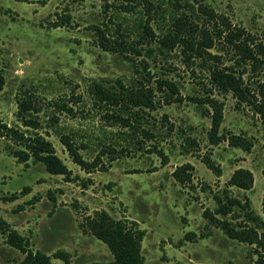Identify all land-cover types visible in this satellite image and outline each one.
Returning <instances> with one entry per match:
<instances>
[{
  "label": "rangeland",
  "instance_id": "rangeland-1",
  "mask_svg": "<svg viewBox=\"0 0 264 264\" xmlns=\"http://www.w3.org/2000/svg\"><path fill=\"white\" fill-rule=\"evenodd\" d=\"M202 1L264 43V0ZM101 3L0 0V119L20 125L15 117L16 97L30 95L40 106L39 119L55 113L60 128L77 133L87 143V148L81 150L84 158L100 155L102 167L82 171L43 121L39 131L70 169L69 177L49 174L39 162L29 161L27 166L17 163L0 138V218L27 239L30 249L48 255L58 249L66 251L67 264L111 259L105 244L81 228L85 216L95 210H104L127 223L134 221L144 230L143 264H251L255 258L253 246L226 237L208 225L201 212L214 208L212 193L223 187L235 168L243 167L252 173V187L231 191L241 199L246 195L252 210L261 216V222L256 221L259 231H264V123L246 103H238L230 93L212 88L205 67L183 62L177 49L165 59H147L152 79L170 78L181 98L165 104L162 92H155L157 106L142 119L151 136L142 138L135 132L128 136L130 130L104 120L99 110L90 106L86 89L91 82L115 87L117 81L125 86L142 81L154 87V80L141 79L131 62L98 45L89 27L107 16ZM142 58L136 56L133 61ZM70 94L76 100L72 105L84 111L76 118L57 114L47 104L48 100ZM205 94L221 104L217 142L209 140V108L189 98ZM228 134L247 139L249 150L228 145L221 138ZM136 139L141 141L137 143ZM109 143L114 144L115 151L99 154ZM152 147L162 151L164 162ZM110 155L115 158L108 162ZM202 156L209 157L218 174L205 167ZM183 163L192 166L186 171L189 181L178 182L171 173ZM11 194H15L13 200L2 199ZM22 258L0 234V264H20ZM50 261L63 264L56 258Z\"/></svg>",
  "mask_w": 264,
  "mask_h": 264
},
{
  "label": "trees",
  "instance_id": "trees-1",
  "mask_svg": "<svg viewBox=\"0 0 264 264\" xmlns=\"http://www.w3.org/2000/svg\"><path fill=\"white\" fill-rule=\"evenodd\" d=\"M101 8L107 13L105 19L90 25L98 45L105 50L119 53L131 62L134 71L147 82L154 80V87L142 81L134 86H125L117 81L114 87H105L99 82H91L86 89L91 108H96L101 117L110 124L127 128L129 136L137 133L142 138L151 136L150 130L143 126L144 115L156 108L155 92H162L161 100L165 104L180 101L176 83L170 78L155 77L149 71L147 59L161 60L170 56L177 49L185 63L202 65L207 72L210 86L219 93H230L236 102L246 103L264 123V43L242 26L231 23L228 17L215 11L202 0H102ZM213 50V51H212ZM144 56L138 62L133 57ZM143 72V73H142ZM3 76L0 73V89ZM192 102L206 104L210 120L209 140L217 142L216 136L221 121V104L216 98L205 94L189 97ZM15 117L20 125H10L0 119V138L17 163L39 162L49 174L69 177L70 169L57 156L49 139L39 130L41 122L52 129L63 146L69 159L82 171L102 170L100 155L84 158L81 150L87 143L78 138L77 133L60 128L59 118L55 113L46 119L37 116L40 106L30 95L16 97ZM73 102V103H72ZM73 94L68 97L48 100L47 104L57 114H66L76 118L84 111L74 107ZM81 116V115H80ZM82 137V136H81ZM125 138V137H124ZM230 146L248 151L251 143L237 134L222 136ZM141 140L136 139L139 143ZM100 150L112 154L114 144L104 145ZM123 152L124 147L120 148ZM158 156L165 160L162 151L152 147ZM109 156V161L113 160ZM201 162L213 173L218 168L208 156H202ZM192 166L183 163L171 173L178 182L189 181ZM264 179V168L261 170ZM253 177L250 170L235 168L222 188L212 193L214 208L203 209L202 217L210 226L218 228L226 237L252 245L255 258L251 264H264V231H259L261 216L255 213L246 195L242 199L232 194L231 188L238 191L250 190ZM14 195L3 197L13 200ZM261 210L264 216V190L261 197ZM261 222V221H260ZM82 229H86L107 247L111 259L95 264H143L141 240L144 230L134 221L114 219L104 210H95L86 215ZM0 234L5 235V242L17 249L23 258L20 264H51V258L67 264L68 253L55 250L51 255L28 247L27 239L0 218Z\"/></svg>",
  "mask_w": 264,
  "mask_h": 264
}]
</instances>
